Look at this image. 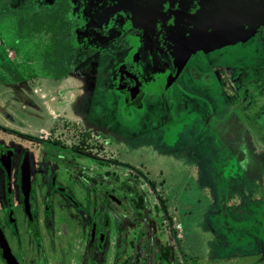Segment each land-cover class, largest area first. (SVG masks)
<instances>
[{
    "label": "rangeland",
    "instance_id": "obj_1",
    "mask_svg": "<svg viewBox=\"0 0 264 264\" xmlns=\"http://www.w3.org/2000/svg\"><path fill=\"white\" fill-rule=\"evenodd\" d=\"M70 1L0 0V107L14 110L12 112L17 114L15 124L23 125L18 128L41 136L43 133L39 129L53 117L45 118V115H42V122L39 117L43 111L42 102L48 103L51 112L59 113L61 108L51 106V101L49 103L48 100L51 94L57 97L56 91L53 90H60L61 85L66 88V85L45 80V85L39 86L38 80L34 81L28 77L49 73V70L43 68L44 64L39 62L40 60L48 66L51 65L47 61H56L64 72L72 74L62 81L72 84L62 97L74 96L69 106L76 108L74 111H79L77 116L86 119L88 115L91 125L101 132L113 129L112 134L116 138L130 140L129 147L125 148L130 155L124 154L122 158L125 162H121L131 164L134 168L128 166L134 171L124 169L121 174L112 167L108 175L110 178L104 183L123 197L128 210L132 212V221L134 217L144 221V233L151 239L156 255L153 254L152 258H156L160 252H165L166 248L169 249V255L158 256V261L153 264L257 263L254 254L264 249V123L260 121L257 125L258 114L264 113V97L251 103V100L241 96L242 90L239 86L236 88L229 85L231 101L227 104L230 107L225 108L224 104L223 109L217 107L210 111L211 124L205 129V124L195 118L198 113H193L196 111L192 108L198 106L191 104L184 97L179 100L169 97L167 87L162 81L160 85H163V91L160 94L163 96L158 94L146 99L148 105L145 106L148 111L145 108L139 114L140 110L138 117L135 115L133 120L126 119L125 114H120L122 119L127 121L126 127L121 126L123 122L119 120L118 108L116 110L119 104L117 90L121 85L118 78L121 73L119 68L123 65L122 58L133 55L134 59L138 58L137 51L130 50L120 42V38L127 35V32L113 28L109 30L108 35L101 33L89 19L80 15L78 9L71 12ZM19 9L36 16L29 13V18H24ZM55 12L56 18H48ZM217 22V14L203 7V26ZM41 28H45L42 35H46L45 40L48 41L42 45L39 44L43 38L39 36ZM214 35L202 32V44L205 48L201 46L204 50L202 66L231 64L230 54L210 47L212 37L216 41ZM31 37L34 39L31 40ZM55 40L56 45H51L50 42L54 43ZM33 41L37 43L33 44ZM194 41L195 36H192L190 42ZM259 41L258 38L251 52L256 45L259 46ZM186 49L187 47L179 51L160 50L161 56L169 62L170 70L176 76L177 69L178 75L181 76L193 72V68L188 67L191 58L187 56ZM192 50L196 51L193 48ZM246 57L252 55L248 53ZM143 60L148 66L151 65L150 55L148 59ZM29 61L34 66H31V73H27ZM246 65L248 64L243 62V66ZM54 71L55 69H52L50 74ZM157 71L156 74L150 70L146 73L162 78L165 76L162 69ZM29 89L33 97H43L42 101L38 100L33 105L35 108H32L31 114L24 110L25 102L33 104V99L28 95ZM223 96L222 91H217L215 96L210 94L209 98H213L214 104L217 99L218 105L222 106L220 100L224 101ZM250 103L254 104L253 108H247ZM81 109L86 114L81 112ZM244 115L256 123L247 122ZM231 116L233 118L229 121ZM0 121L6 123L2 114ZM186 122V126L181 124ZM41 123L43 124L39 125ZM231 124H235L237 130L228 134L225 132L227 129L223 128ZM219 125L222 127H218ZM211 126L216 127V134L213 136L215 145L212 148L211 145L207 146L210 137L205 138L210 135ZM196 127H199V131ZM201 128L204 130H200ZM66 137L67 135L60 131L56 135L60 142H65ZM68 141L72 143L80 140L79 137L73 136ZM94 141L96 146L85 144V150L93 151L91 153L98 150L101 153L103 149L99 140ZM231 145H234L233 148ZM47 152L56 157L58 151L48 146ZM107 167L111 168L104 165V169L108 170ZM95 171L104 173V170ZM80 194L83 195L82 192ZM136 233L135 231L134 234ZM26 238L23 236L25 243ZM65 241L67 255H73L67 264H80L83 261H77V252H80L81 248L80 238L70 234ZM137 252L145 254L139 248ZM26 254L29 256L28 251ZM62 255L59 251H51L40 256H43L41 261L44 264H57ZM260 264H264V260Z\"/></svg>",
    "mask_w": 264,
    "mask_h": 264
},
{
    "label": "flooded vegetation",
    "instance_id": "obj_2",
    "mask_svg": "<svg viewBox=\"0 0 264 264\" xmlns=\"http://www.w3.org/2000/svg\"><path fill=\"white\" fill-rule=\"evenodd\" d=\"M228 1H223L225 6H234L237 10L235 15L232 16L230 12H227L226 16L231 22V28L235 30L232 33L236 42L235 46L248 52L254 46L255 38L247 36V29L250 30L248 35L251 31L254 32L252 24L261 19L264 13V0H234V3L232 0V4ZM121 2L122 0H71L69 4L72 6L71 12L78 9L80 15L89 19L103 34L108 35L109 30L113 28L124 32L132 31V28L141 21H144L147 29H150L146 34L137 36L146 50L139 49L138 58L131 57L123 62L120 67L121 73L118 74L121 86L117 90L119 104L116 110L118 108L119 120L123 122L121 126L126 127L127 121H124L120 114H125V118L129 120H133L135 115L138 117V112L141 110L140 114L148 105L146 99L151 97V89L155 87L159 94L163 91V85H160L162 81L167 87L168 96L175 97L176 95L173 85L182 89L180 82L184 80L183 76L177 77L171 73L167 76L164 74L163 78L147 75L146 71L150 68L148 69L149 66L145 64L143 58L148 59V55L151 56L150 62H153V65L150 72L156 74L158 73L156 70L165 67L164 60L156 53L159 49L175 51L186 47L200 49L202 41L197 35L200 31L202 32V0H159L158 7L153 12L147 11L143 3L137 5L136 8ZM157 14H164L163 20L155 21L154 16ZM59 20L61 17L57 20V25ZM150 20L153 21L150 22ZM160 22H162L161 25ZM140 30L141 28H136V31ZM40 31L39 36L43 38L39 44H46L48 42L45 40L46 35H42L45 28H41ZM55 32L57 33L56 30ZM243 34H245L244 37ZM32 36L35 35L32 34ZM192 36H196V41L190 42ZM50 43L56 45L57 42L55 40L54 43ZM150 50L153 53L155 51V54H149L147 51ZM236 50L238 49H234ZM251 55L252 66L264 69V59L262 61L259 57L261 53L254 48ZM236 56L232 60L237 67L233 71V76L234 72H237L233 78L240 79L238 73L241 72V68L244 70L243 62L248 64V61L239 59V54ZM154 60L159 61L156 63ZM40 62L44 64L43 68L46 71L49 70V73L42 76L33 75L28 77L29 79L38 80L39 86L45 85L44 80L66 85V88L61 85L60 90H53L56 91L57 97L51 94L48 100L49 103L51 101V106L61 108L59 113L51 112L48 103L42 102L43 111L39 115L42 122V115H45V118L53 116L49 119L50 124H39H43L39 129L43 134L36 136L18 128L23 125L15 124L17 114L13 113L14 110L8 109V111L0 107V114L6 121L5 124L0 121V229L15 264L43 263L41 261L43 256L40 255L51 251L63 253V257L57 264H67L73 257V255H67L68 251L65 247V240L70 234H75L80 238L81 248L80 252H77V261L83 260L80 264H145V262L153 264L158 261V256L166 257L169 255L168 248L165 252H160L161 254L156 258H152L155 253L152 249L154 246L151 239L147 238V233H144L146 227L144 221L135 217L132 221V212L128 210L123 197L117 191L105 186L104 181L110 178L108 175L112 167L114 171L121 174V170L124 169L134 171L131 169L134 168L131 164L123 163L125 161L119 154L124 150L127 140L116 138L112 134L113 129H109L108 132L96 129L91 125L88 115L86 119L78 117L79 111H74L76 108L69 106L74 96L73 98L62 97V94L66 95L67 89L72 85L62 83V81L72 74L68 71L64 72L56 61H47L51 66L42 60ZM30 63L31 61H29L27 73H31L34 67ZM52 69L55 71L50 74ZM224 69L229 70L228 67ZM11 73L13 74V71ZM259 74L264 77L263 70L260 73L257 70L256 77H259ZM212 85H214L213 81H209L206 87ZM126 88L131 89L126 91ZM255 88L252 97L248 98L252 101L251 103L257 98H262L264 93V85H255ZM40 90L43 91V89ZM30 92L29 89L28 95L30 99H33V104L24 100L23 102L26 105L24 110L31 114L35 108L33 105L38 100L42 101L43 97L38 95L33 97ZM70 94L73 95V93ZM251 103L247 105V108L254 105ZM120 105H122L121 108ZM83 111L81 109V112ZM85 111L89 112L88 109ZM244 118L247 117L244 115ZM260 121H264V114L257 119V125ZM45 130L48 131L47 134ZM59 131L67 135L65 142L56 139ZM73 136L79 137L80 141L72 143L68 141ZM17 139L22 143H19ZM95 139L99 140L102 152L99 153L98 150L95 153L87 152L85 148L89 144L96 146ZM15 141L18 142L15 143ZM85 144L87 146H84ZM48 146L58 151L56 157L47 152ZM74 155L76 156L73 157ZM104 165L111 168L107 167L108 170H106ZM96 169L104 170V173H97ZM23 177L29 179V187L23 185ZM81 192L83 195L80 194ZM135 231L136 234H134ZM23 236L27 237L26 243L23 241ZM138 248L145 254L138 253ZM25 250L28 251L29 256ZM0 264H8L2 256L1 249Z\"/></svg>",
    "mask_w": 264,
    "mask_h": 264
},
{
    "label": "crops",
    "instance_id": "obj_3",
    "mask_svg": "<svg viewBox=\"0 0 264 264\" xmlns=\"http://www.w3.org/2000/svg\"><path fill=\"white\" fill-rule=\"evenodd\" d=\"M223 1L224 0H202V8L204 7L205 9H208L210 11L215 12V14H217V19H218V22L216 24H208L206 26H203V24H202V26H203L202 30L204 29L202 32H210V33L215 34L214 36L216 38V41H214V39L212 37L213 42H211V44L208 43L210 45V47L219 49L220 51L224 52L225 54H230L232 60H233V58L235 59L237 57L236 55L239 54V59H243V60L248 61V65L244 66L245 71L243 70V68H241V72L238 73V77H240V79H235L233 77L235 76V74L237 72L236 73L234 72V76H233V71L237 67H236L235 63H233V62H231V64H228V65L224 64V66L228 67V69H229L227 71L224 69L225 67L223 66V64H212V65H210V67L203 65V66H205V67H203L202 66V58H203L202 52L204 50H202V48L200 47L201 49H195L196 51H193L192 48L188 47L186 49L188 51L187 56L191 58L189 61L188 67L193 68L192 69L193 72L191 74H187L186 76L182 75L184 78V80L182 82H180L182 89L179 86L173 85L174 86V92L176 93V95H175V97L169 96L172 99L175 98L176 100H179V99H181V97H184L187 101H190L191 104H195V106H198V108H192V109H195V111H196L193 113H198L197 115H195V118H196V120H199V122H202V124L203 123L205 124L203 126V128H205V129L209 128L210 127L209 125L211 124L210 120H209L210 115H211L210 111L214 110L215 108L217 109V107H219V109H223L225 107L224 104H226L225 108L230 107L227 104L229 101H231V100H229V98H230L229 95L231 94L230 93L231 87L229 85L237 88V85L240 87V85L242 84L240 87L242 90L241 96L244 99H248L249 97H252L251 95H252V93L255 92V89H256L255 85H264V77L262 76V74H259L260 78L256 77V71L259 70V73H260L262 70L264 72V69L262 67L254 68L253 66H251V65H253V62L250 61L251 57H246V54L248 56V53L251 54V51H249L248 49H245V50H248V52L243 51L242 49L240 50V48L235 46L236 42L234 41V37H233L234 34L232 35L233 31H235V30L231 28L232 27V26H230L231 22H230L229 18L226 16H227V12H230V15H232V16L235 15L237 10L235 9L234 6H232V7L230 5L225 6V3H223ZM228 2L232 4V0H229ZM233 3H234V0H233ZM19 11L23 12L24 18H28L30 16V14L33 16H36L35 14L30 13V12H29L30 14L28 13L29 14V16H28L27 15L28 11H24L21 9H19ZM54 15L49 16L48 18L56 17L57 12H55ZM230 15H228V16H230ZM154 18H155L154 19L155 21L163 20L164 14L163 15L157 14V16H154ZM151 21H153V20H150V22ZM159 24L161 25L162 22H160ZM246 24H248V23L246 22ZM139 26H141V27H139ZM246 27L247 26L245 25V28ZM252 27L254 28V32L251 31L249 35H248V33L250 30H249V28L248 29L246 28L248 30L247 36H251V37L255 38L254 44L258 41V38L260 39V41L258 42L259 46L257 47V45H256L255 50H257L258 52L261 53V55L259 57H260V60H262V59H264V13H263V15L259 21H256L255 23L253 22ZM136 28H141V30L136 31ZM132 29H133L132 31H130V30L126 31L127 35H124V37H122L123 39L120 38V42L124 41L126 43L125 46H128V48L130 50L137 51V56H138L139 49L143 48L144 45L142 44L141 40L137 39V36H139L141 34H146L147 32H149L150 29H147V26L144 24V21H141L140 23H138L137 26L133 27ZM202 32L200 31L197 35L199 38H201V41L203 40ZM35 35H36V33H35ZM242 36L244 37L245 34H243ZM209 38L211 39V36H209ZM21 42H19V43H21ZM238 43H239V41H238ZM33 44H34V41H33ZM35 44H36V42H35ZM203 46H204V44H202V47ZM143 49L146 50V48H143ZM203 49H205V48L203 47ZM234 49H238V50L234 51ZM160 50H164V49H159L158 51H156V53L159 57L162 58V60H164L165 58H163L161 56L160 53H162V52H160ZM171 50L172 49H170V50L167 49L166 51H171ZM179 50H177V51H179ZM147 52L149 54H153V55L155 54V51H154V53L151 50L147 51ZM133 56H131V57H133ZM197 56H198V58H197ZM131 57L122 58V63ZM154 61H156V63H157L159 60H154ZM163 62H164L165 67L160 68V69H162V73H164L166 76L169 73L176 76L170 70L169 62L166 60H164ZM152 65H153V62H151V65L148 67V69L150 68V70H151ZM153 70L155 71V67H153ZM176 71H177V77L181 76V74L178 75L179 69H177ZM209 81H213L214 85L207 88L206 85ZM217 91L223 92L224 101L220 100L222 102V106L218 105L217 99H216L215 104H214L213 98H209L210 94L215 96V93ZM150 92H151L150 93L151 97L159 94V93H157L155 87H154V89L152 88ZM160 95L163 96L162 94H160ZM244 95H247V97H244ZM262 96L264 97V93L262 94ZM219 97H220V94H219ZM202 101H203V103H202ZM240 107H243V106H240ZM147 111H148V108H147ZM263 114L264 113H261V115H263ZM261 115L258 114V118H260ZM232 118H233L232 116L230 118H228L229 121ZM248 119L245 118V120L247 122H252V119H250L249 116H248ZM252 123L254 124L255 122H252ZM263 123H264V121H263ZM181 124H184V126H186L188 123L186 122V123H181ZM220 126L221 125H219L218 127H220ZM198 128L199 127H196V130L199 131ZM215 128L216 127L210 128V135L205 136V138L210 137L209 138L210 142H209V144L207 143V146L211 145L210 146L211 148L213 147V145H215L214 144L215 143V137H213L214 134H216ZM223 129H227V131H225V132L229 134L230 131H236L237 126L235 124H231V125H228V127L223 128ZM200 130H204V129L201 128ZM230 138H229V140H231ZM213 140H214V142H213ZM222 141L223 140H221V142ZM129 143H130V140H127L126 144L124 146V150L119 153L121 158L123 157L124 154H129L128 151H125V148L129 147V145H130ZM233 146L234 145H231L232 148H233ZM231 211H234V210L231 209ZM254 255L257 258V260H256L257 263H255V264H260L262 262V260H264V249L262 251L257 252V254H254Z\"/></svg>",
    "mask_w": 264,
    "mask_h": 264
},
{
    "label": "water",
    "instance_id": "obj_4",
    "mask_svg": "<svg viewBox=\"0 0 264 264\" xmlns=\"http://www.w3.org/2000/svg\"><path fill=\"white\" fill-rule=\"evenodd\" d=\"M121 3H125L128 4L129 6H135L136 8L138 7L137 5H140L141 3H143L144 5H146L147 7V11L149 12H153L154 9H156L158 7L159 4V0H122ZM139 8H143V7H139ZM131 88H126V91H129ZM134 101V98H133ZM23 185H27L26 187H29V179H25V177H23ZM0 249L2 252V256L3 258L6 260V262L8 264H15L14 259L10 253V251L7 248V244L4 241V237H3V233L0 229Z\"/></svg>",
    "mask_w": 264,
    "mask_h": 264
}]
</instances>
